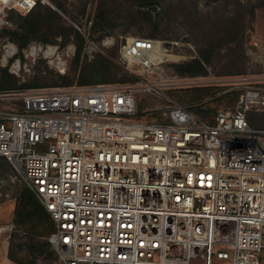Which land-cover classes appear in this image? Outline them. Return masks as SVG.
<instances>
[{
	"label": "built area",
	"instance_id": "obj_1",
	"mask_svg": "<svg viewBox=\"0 0 264 264\" xmlns=\"http://www.w3.org/2000/svg\"><path fill=\"white\" fill-rule=\"evenodd\" d=\"M39 4L0 0V26ZM162 46L126 40L134 84L0 90V157L50 214L56 264H264V131L247 119L264 94L209 123L146 78ZM139 92L166 106L140 114Z\"/></svg>",
	"mask_w": 264,
	"mask_h": 264
},
{
	"label": "rangeland",
	"instance_id": "obj_2",
	"mask_svg": "<svg viewBox=\"0 0 264 264\" xmlns=\"http://www.w3.org/2000/svg\"><path fill=\"white\" fill-rule=\"evenodd\" d=\"M49 1L48 6L84 39L78 73L73 71L78 53L77 38L73 36L63 45V36L54 35L59 33L58 29L51 30L42 22L37 34L30 36L28 45L21 49L19 42L12 40L11 32L22 30L23 18L28 13L14 10L0 26L2 88L63 86L66 84L59 75L69 74L75 81L67 86L81 85L83 75L106 84H134L140 81L139 75L127 70L121 47L127 39L144 37L160 42L166 54L163 62L155 67L156 74H149L146 78L154 79L160 74L173 84L167 94L196 113L200 108L212 118L220 110L236 108L249 88L260 89L264 94V10L256 9L251 24H245L248 28L241 48L228 45L227 41V21L237 19L238 23L241 18L238 14L245 16L260 0H159L157 5L148 8L159 14L155 24L139 13L135 0H66V13L54 0ZM103 5L106 11H103ZM11 12L15 13L11 15ZM100 15H107L103 28L97 25ZM210 46L214 52L207 75L183 77L176 73L173 64L200 58V51ZM96 68L103 74H93ZM236 96L239 97L237 102L234 101ZM189 97L195 100L191 102ZM137 100L140 114L149 108L166 106V102L143 92L137 94ZM248 113V117L253 115L259 119L257 124L251 121L250 126L264 131V122H260L264 120V108ZM160 118L158 114L154 118L143 116L140 120ZM261 139L264 140V134ZM27 190L35 193L10 163L0 159V236L7 238L8 252L12 241L14 244L28 241V229L14 224L17 200ZM15 234L20 238L14 239ZM50 252L54 253V259L48 251L37 253V264H56L57 255L51 245Z\"/></svg>",
	"mask_w": 264,
	"mask_h": 264
},
{
	"label": "trees",
	"instance_id": "obj_3",
	"mask_svg": "<svg viewBox=\"0 0 264 264\" xmlns=\"http://www.w3.org/2000/svg\"><path fill=\"white\" fill-rule=\"evenodd\" d=\"M57 4V7L62 10L64 13H66L65 8V2L66 0H54ZM137 3V7L140 8L139 13L144 16L145 18L149 19L150 21H153V24L156 23V19L159 16V14H156L150 10H148L149 7L157 5L159 3V0H135ZM105 4L106 8L108 9L109 6L107 3ZM256 9H263L264 10V0H260L256 4L252 5L251 8L247 11L245 16L243 14H238L240 19L238 18L234 21L228 20V34H227V41L228 45L235 46L236 48H241L242 43L246 36V27L245 24L250 25L251 21L255 17ZM103 11L105 10V7L103 5ZM15 12H11V15ZM105 17L107 15H100V20L97 22V25L101 28L104 27L105 23ZM51 20V22H50ZM249 21V22H247ZM44 22L47 24V28H50L51 30H57L59 33H54V35H61L64 38L65 45L71 37L77 38V44H78V53L75 58V67L74 70L75 73H78V68L80 66V55L82 52L84 39L80 35L78 31H76L73 27L67 26L64 22L63 18L58 15L57 12L52 10L48 5L39 4L33 11L27 14L26 17L23 18V25L21 31H15L11 32V38L13 41L19 42L20 48H24L28 45L31 37L37 34V29L40 28V24ZM231 47V46H230ZM233 49L230 48L229 50ZM214 49L212 47L204 48L200 51V58H194L189 61L181 62L178 64H173V67L176 71V73L180 76H190V77H196V76H205L208 74V66L212 64V56H213ZM99 68L94 69L93 74H103L102 70H97ZM59 77L63 80L64 84L63 86H67L68 84L74 83L75 79L71 77V74L69 75H59ZM7 82V81H5ZM101 81L97 80H90L84 75L82 76V79L79 84L81 85H88L91 83H97ZM106 83V82H101ZM1 85V84H0ZM29 85H26V87ZM8 88H2L0 86V90H6ZM16 89V88H15ZM21 89H27V88H21ZM202 93L201 95H203ZM191 102H193L195 99L190 98ZM235 102L239 101V97L236 96L234 99ZM234 102V103H235ZM197 113L195 114L208 121L209 123H213L214 116L212 118H208V115L206 116L207 112L200 110V108L196 109ZM194 112V111H193ZM247 113V119L249 124L251 121L253 123L259 122V119H255L253 115L251 117H248ZM260 122H264V120H260ZM251 125V124H250ZM255 125V124H254ZM260 125V124H259ZM0 159H4L1 158ZM5 160V159H4ZM14 224L21 228H27L28 234L26 238L28 239L27 242H20L18 244H14L13 241L10 246V250L8 252V257L11 261L15 262L16 264H37V259L39 255L37 253L43 254L44 252L48 251L50 253L51 258L54 257V253L50 252V244L47 241V237L54 231V222L50 216V214L45 210V208L41 205L39 198L37 195L30 190H27L22 194V197L17 200V205L15 208V219ZM26 231V232H27ZM20 238L18 235L15 234L14 239Z\"/></svg>",
	"mask_w": 264,
	"mask_h": 264
},
{
	"label": "crops",
	"instance_id": "obj_4",
	"mask_svg": "<svg viewBox=\"0 0 264 264\" xmlns=\"http://www.w3.org/2000/svg\"><path fill=\"white\" fill-rule=\"evenodd\" d=\"M9 243L7 238L0 236V264H14L8 257Z\"/></svg>",
	"mask_w": 264,
	"mask_h": 264
},
{
	"label": "water",
	"instance_id": "obj_5",
	"mask_svg": "<svg viewBox=\"0 0 264 264\" xmlns=\"http://www.w3.org/2000/svg\"><path fill=\"white\" fill-rule=\"evenodd\" d=\"M151 9H152V8H151ZM151 9H150V10H151ZM153 9H156V8H155V7H153Z\"/></svg>",
	"mask_w": 264,
	"mask_h": 264
},
{
	"label": "bare ground",
	"instance_id": "obj_6",
	"mask_svg": "<svg viewBox=\"0 0 264 264\" xmlns=\"http://www.w3.org/2000/svg\"><path fill=\"white\" fill-rule=\"evenodd\" d=\"M163 53V52H162Z\"/></svg>",
	"mask_w": 264,
	"mask_h": 264
}]
</instances>
